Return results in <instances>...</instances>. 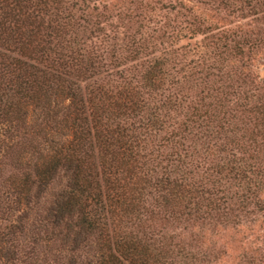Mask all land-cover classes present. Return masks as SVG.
<instances>
[{
    "label": "trees",
    "instance_id": "obj_1",
    "mask_svg": "<svg viewBox=\"0 0 264 264\" xmlns=\"http://www.w3.org/2000/svg\"><path fill=\"white\" fill-rule=\"evenodd\" d=\"M261 61L264 0H0V264H264Z\"/></svg>",
    "mask_w": 264,
    "mask_h": 264
},
{
    "label": "rangeland",
    "instance_id": "obj_2",
    "mask_svg": "<svg viewBox=\"0 0 264 264\" xmlns=\"http://www.w3.org/2000/svg\"><path fill=\"white\" fill-rule=\"evenodd\" d=\"M197 40V39H196ZM186 42H190L191 44L195 43V40H183L181 43H186ZM258 72L261 76H264V61H261L259 66H258Z\"/></svg>",
    "mask_w": 264,
    "mask_h": 264
}]
</instances>
